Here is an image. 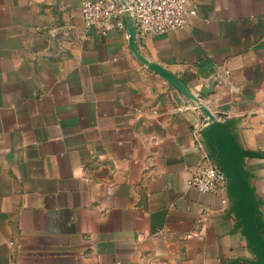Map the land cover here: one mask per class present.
<instances>
[{
    "label": "crops",
    "instance_id": "0c3cea01",
    "mask_svg": "<svg viewBox=\"0 0 264 264\" xmlns=\"http://www.w3.org/2000/svg\"><path fill=\"white\" fill-rule=\"evenodd\" d=\"M195 2L137 51L264 155V0ZM81 5L0 0V264H262L238 196L187 187L208 119ZM241 167L264 242V159Z\"/></svg>",
    "mask_w": 264,
    "mask_h": 264
},
{
    "label": "built area",
    "instance_id": "2783aa9c",
    "mask_svg": "<svg viewBox=\"0 0 264 264\" xmlns=\"http://www.w3.org/2000/svg\"><path fill=\"white\" fill-rule=\"evenodd\" d=\"M81 7L86 29L128 33L126 19H131L136 42L185 29L198 14L195 0H82ZM187 187L202 194H216L227 189V179L211 163L199 168Z\"/></svg>",
    "mask_w": 264,
    "mask_h": 264
},
{
    "label": "water",
    "instance_id": "95a60500",
    "mask_svg": "<svg viewBox=\"0 0 264 264\" xmlns=\"http://www.w3.org/2000/svg\"><path fill=\"white\" fill-rule=\"evenodd\" d=\"M127 26L130 48L135 57L150 70L162 76L184 97L197 105L203 115L208 119L209 124L206 131L209 132L210 142L213 143L217 149L216 156H209V158H211L214 164L224 173L227 179V194H236L238 196V206L243 219L244 230L254 253L262 264H264V242L256 226V203L247 181L248 175L241 167L242 158L254 157L264 159V155L241 150L235 144L229 126L218 120L209 108L203 105L199 99L186 88L184 83L159 65L150 63L141 57L137 51L135 41L136 30L131 19H129Z\"/></svg>",
    "mask_w": 264,
    "mask_h": 264
}]
</instances>
